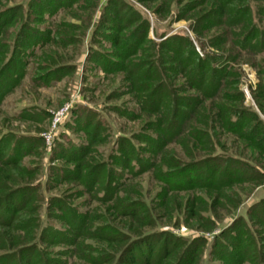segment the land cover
Wrapping results in <instances>:
<instances>
[{"label":"trees","instance_id":"1","mask_svg":"<svg viewBox=\"0 0 264 264\" xmlns=\"http://www.w3.org/2000/svg\"><path fill=\"white\" fill-rule=\"evenodd\" d=\"M97 1L22 0L9 6L0 4V104L25 75L26 60L35 57L34 49L50 43L55 34L36 25L46 18L77 9H88L93 14ZM170 1L162 0L157 13H166ZM175 5V21H188L193 34L205 39L214 53L199 54L192 41L182 34L156 43L148 38L149 22L135 6L126 0H108L92 34V43H97L100 49L106 44L110 54L92 50L89 63L99 65L105 74L123 73L139 110L156 118L148 122L142 134L118 138L122 160L87 162L85 157L92 149L74 147L68 150L67 156L78 161L79 167L52 169L58 178L77 181L88 192H102L101 197H94L101 203H110L113 213L119 217L113 220L100 210L93 215L82 213L62 197L50 196L47 214L54 207L58 214L50 217L67 224L61 229L49 223L43 225L39 209L26 205V201L38 203L39 197L35 194L38 188L18 184L17 174L10 172L19 169L21 147L39 140H22L19 147L20 141L12 134H3L0 136V241L4 243L2 237L10 231L14 234L10 236V245L1 244V249L8 252L0 256V264H73L62 257L85 264H193L206 241L202 237L186 240L169 231H143L144 227L156 226L155 206L151 205L154 200L148 204L141 199L140 192L138 199H133L131 192L124 195L125 187H121L129 180L119 184L116 167L125 168L132 177L154 171L156 181L165 186L164 193L160 188L155 198L159 200L163 196V202L158 205L169 212L168 216L172 215L175 192L208 189L217 197L224 194L223 189L231 191L234 185L261 184L264 121L244 105V96L239 90L242 73L238 66L242 61H254L251 64L258 69L259 82L253 99L264 115V104L259 102L264 96V65L260 69V63L256 62L262 60L264 64V0H176ZM199 46L204 51L202 43ZM52 76L41 79H46V85ZM180 80L183 83L172 86ZM117 111L121 116L134 117L126 110ZM90 125L92 122L86 128ZM95 125L96 143L100 123ZM227 135L243 143L242 148L249 151L247 157L238 151L229 153L222 145ZM134 141L147 143L150 148L142 153ZM169 145H178L182 157L168 154ZM72 155L79 158H69ZM194 171L207 173L203 182L197 176L189 180ZM10 174L15 185L8 183ZM101 179L104 188L98 185ZM22 197L25 198L20 201ZM192 199L194 204L198 202ZM239 204L237 200L231 202L228 211ZM191 206L187 202L180 208L186 219ZM191 213L202 217L199 211ZM246 213L252 223L240 216L211 243L212 262L264 264V235L260 232L264 230V201L251 206ZM256 218L258 222L254 221ZM254 224L261 228H254ZM56 245L68 249L61 253L49 249Z\"/></svg>","mask_w":264,"mask_h":264},{"label":"rangeland","instance_id":"2","mask_svg":"<svg viewBox=\"0 0 264 264\" xmlns=\"http://www.w3.org/2000/svg\"><path fill=\"white\" fill-rule=\"evenodd\" d=\"M21 1H0V4L9 6ZM107 1L98 0V6L93 14L88 9H77L68 14L60 13L57 16L46 18L45 21L36 25L41 30H50L52 35L55 34L50 43L34 49L33 54L35 57L26 60L25 75L0 104V136L6 133L12 134L13 138L15 137L20 141L19 147L22 146V140L29 141L32 138L39 140V143H28L26 146L21 147L19 169L10 172L17 174L18 184L38 188V192L35 193L39 197L38 203L35 205V202L26 201V205L28 208L34 205L39 209L40 215L38 216L43 225L49 223L57 229L66 228L65 224L67 222L50 217L58 214L54 207L52 211L50 208V213L47 214V204L50 196L62 197L73 206H76V209L82 213L92 212L93 215V212L98 214L100 210L101 214L111 216L113 220L119 217L118 213H113L110 203H101L94 197H101L102 192L99 194L88 192L87 187L82 186L77 181H66L55 176V173H53L55 168L74 169L76 166L79 167L78 161L68 159V150L74 147L92 149V152L85 157L87 162H98L102 159L111 162L113 158L122 160V154L118 153L121 151L119 142H117L118 138H131L142 134L148 122L156 118L154 115L151 116L139 110L138 103L133 96L134 93H130L123 73L105 74L99 65L89 63L92 50L94 53L110 54V48L106 44L103 43L104 49H100L97 43H92V34ZM126 1L135 6L149 22L148 38L150 40L159 43L168 37L182 34L192 41L199 54L203 55V52L214 53V50L207 45L205 39H199L193 34L188 21H175L176 0L170 1L166 13H157L156 11L162 0H151L148 3L147 1L142 2V0ZM90 17L91 19H89ZM56 32H58V35ZM199 43H202L204 51L200 50ZM251 62L242 61L238 66L239 71L242 73L239 90L243 93L244 105L257 113L264 121V115L258 106L259 103L257 104L253 99L259 77L257 75L258 69L254 68ZM256 62L260 63L261 69V66L264 65L262 60ZM53 69H59V71L52 73ZM50 74H53V79L45 85L46 79L41 78L43 76L48 77ZM181 83H183L182 80L173 82L172 86H179ZM263 99L264 96L261 99L259 98V102L264 104ZM65 106L69 108L68 113L63 117L61 123L54 127V115ZM118 109L121 111L126 110L130 112L129 115L134 117L131 119L127 116L128 114L121 116L117 113ZM86 117L88 123L91 124L92 122V125L87 128ZM98 122L100 123V131L95 137L97 140L95 143L93 132L96 130L95 124ZM85 123L87 124L85 125ZM148 133L151 134L152 131H148ZM47 135H51V140L48 142L45 140ZM222 143L229 153L238 151L244 157L249 154L248 150L242 148L243 143L241 144L235 136L227 135ZM134 144L141 149L142 153L144 149L150 148L147 143L134 141ZM166 151L168 154L182 157L178 145H169L166 147ZM72 156H69V158H79V155ZM261 158L264 165V157ZM116 169L119 172L118 175H120L116 179L119 184L125 179L129 180L124 181L122 184L121 188L125 187L123 189L124 195L131 192L133 199H138L137 194L140 192L141 199L143 198L148 204L154 200L151 205L155 206L153 208L155 210L156 218L154 222L156 226L153 228L144 227L143 231H169L176 237L186 240L202 237L206 241L193 264H220V261L214 260L212 262L210 258L211 243L240 216L252 223L247 218V210L258 202L264 201L263 173V180L259 186L254 187L251 182L242 184L241 187L234 185L231 191L223 189L224 194L217 197L216 193H209L212 190L208 191V189L205 191L175 192L172 194V215L168 216L169 212L158 205L163 202V196H159V200L157 197L155 198L160 188L164 193L165 186L163 183L156 181L157 174L154 171H147L132 177L125 168L116 167ZM206 174L194 171L189 180L193 177L196 178V176L199 179H205ZM219 179H221V176ZM7 180L10 185H15L12 174H10V177L7 176ZM201 182H203V179ZM98 185L100 188L105 187L103 179L100 180ZM119 194L123 195L122 192ZM24 198L22 197L20 201ZM192 198H195L198 202L194 204ZM235 200L240 201V204L236 209L230 208L231 211H228L231 206L230 203ZM187 202L192 204L191 212L199 211L202 217L192 216L190 212L189 216L187 214L186 219L180 213V208ZM169 206L170 204H168ZM209 221H212V226L207 224ZM254 221L258 222V218ZM254 228L259 230L261 227L254 224ZM12 232L13 230L6 237H2L4 243L0 241V256L8 252L7 249H1V244L10 245L9 243L12 241L10 236L14 234ZM260 232L264 235V230ZM49 249L61 253L67 251L68 247L56 245L55 247H49ZM62 260H68L69 263L73 262V264H85L72 258L62 257Z\"/></svg>","mask_w":264,"mask_h":264},{"label":"built area","instance_id":"3","mask_svg":"<svg viewBox=\"0 0 264 264\" xmlns=\"http://www.w3.org/2000/svg\"><path fill=\"white\" fill-rule=\"evenodd\" d=\"M68 110H69V108L67 106H65L64 108H62L60 110V112H58V113H56L54 115V117H53V125H54V127H57L61 123L63 117L68 113ZM45 140L47 142L50 141L51 140V135L45 136Z\"/></svg>","mask_w":264,"mask_h":264}]
</instances>
